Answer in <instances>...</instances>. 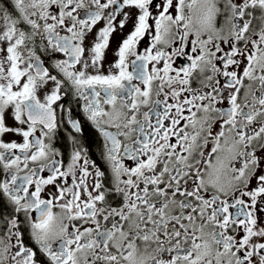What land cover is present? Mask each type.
Here are the masks:
<instances>
[{"label":"snow or ice","instance_id":"obj_1","mask_svg":"<svg viewBox=\"0 0 264 264\" xmlns=\"http://www.w3.org/2000/svg\"><path fill=\"white\" fill-rule=\"evenodd\" d=\"M0 264H264V0H0Z\"/></svg>","mask_w":264,"mask_h":264},{"label":"flooded vegetation","instance_id":"obj_2","mask_svg":"<svg viewBox=\"0 0 264 264\" xmlns=\"http://www.w3.org/2000/svg\"><path fill=\"white\" fill-rule=\"evenodd\" d=\"M103 26V21H101L97 28ZM129 29H125V34ZM120 33L117 32L114 34L113 39L110 44V48L107 52V59L111 61L114 59V50L116 48L117 43L120 40ZM145 41L141 42V48L144 46ZM66 106H71L73 108V115L76 119H79L81 122L82 132L74 133V130L71 129L70 125H67L64 122H60L59 127L52 139V144L54 145L55 149L58 150L60 153V159H62L65 167L70 162L71 153L73 151V143L70 136L74 134L79 141V144L76 147H83L87 151V157L95 161L98 166L101 167L102 170L107 172V166L101 157V142L102 137L99 135L97 129L91 124V122L87 119L86 115L83 113L82 108L80 105L83 104V101H77L74 97H68L65 101H63ZM39 134V133H37ZM20 137L18 136H6L5 140H16L20 141ZM32 166V165H30ZM48 173L45 172L43 175H47ZM23 175V173H21ZM54 212L59 211L57 208L53 209Z\"/></svg>","mask_w":264,"mask_h":264}]
</instances>
